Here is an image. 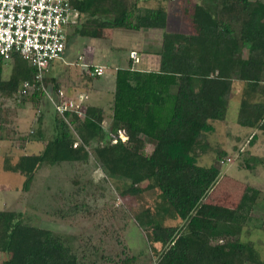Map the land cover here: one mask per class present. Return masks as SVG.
Segmentation results:
<instances>
[{
    "label": "trees",
    "instance_id": "1",
    "mask_svg": "<svg viewBox=\"0 0 264 264\" xmlns=\"http://www.w3.org/2000/svg\"><path fill=\"white\" fill-rule=\"evenodd\" d=\"M139 1L70 0L79 13L73 35L96 38L98 31L115 28L165 30L168 0H155L152 8ZM182 13L191 32L174 33L162 41L156 69L137 68L131 58L126 67L116 69L108 129L102 126L103 109L86 102L82 118L65 116L80 136L77 146L70 126L55 114V135L42 151L21 155L15 163L5 159L3 168L19 173L24 178L22 191L27 192L42 165L86 162L87 144L96 137L105 138L108 142L96 146L94 156L109 179L122 183L120 197L141 195L144 182L158 191L154 208L133 217L158 256L156 264H264L254 243L240 237L259 192L245 188L232 205L206 200L218 182L217 164L225 156L209 145L206 135L214 132L215 122L225 121L234 81L242 84L237 125L264 133V3L185 0ZM4 64H12L7 80L2 79ZM47 73L43 84L48 87ZM34 75L35 70L20 56L11 63L0 59V96L17 97L20 85L32 82ZM53 89L60 91L54 83ZM22 99L38 107L46 98L34 90ZM6 125L0 108V141L7 139ZM119 133L126 140L111 143ZM256 138L254 134L249 143ZM147 141L152 144L149 154L144 151ZM209 152L216 153V162L209 167L198 165V158ZM259 161L251 156L245 167L251 169ZM22 218L21 212L0 211L2 264L87 263L85 250L76 252L60 235ZM176 218L181 225L163 224ZM258 229L264 231V223ZM101 258L116 264L137 261L126 246L118 254Z\"/></svg>",
    "mask_w": 264,
    "mask_h": 264
},
{
    "label": "rangeland",
    "instance_id": "2",
    "mask_svg": "<svg viewBox=\"0 0 264 264\" xmlns=\"http://www.w3.org/2000/svg\"><path fill=\"white\" fill-rule=\"evenodd\" d=\"M155 5V0H148L142 6L152 8ZM184 5L185 0L165 2V30L130 31L115 28L100 30L96 38H87L73 35L71 28L62 58L55 61L47 73L50 90L54 91V83L65 97L86 95L88 105L103 109L102 126L108 129L116 69L128 65L131 52H135L140 59L135 67L156 69L162 41H167L174 33L191 32L189 23L183 17ZM93 65L103 66L105 74L89 79L92 76L88 72ZM11 67L12 64L2 66L3 80L8 79ZM239 83L233 82L225 121L215 122L214 132L206 135L212 148L232 160L231 163L217 164L220 179L206 200L219 199L224 200L225 205H232L245 188L259 192L257 204L240 237L242 241L253 242L264 259V231L258 229L259 224L264 223V161L251 169L245 167L249 157L264 154V137L236 123L237 95L242 89ZM0 108L8 122L7 139L0 141V211L21 212L24 222L60 235L78 253L85 250L86 264H116L102 260L101 255L118 254L124 246L136 256L135 264H156L158 256L133 217L142 210L154 208L159 201L158 191L149 189L148 183L144 182L141 186L145 189L141 195L122 199L119 195L122 183L107 177L93 152L96 146L108 141L96 137L87 144L89 157L86 162L42 165L35 173L29 191L24 192L21 188L24 178L19 173L5 171V159L15 163L23 154L42 151L43 145L55 135L56 116L46 99H41L38 107H35L30 100L15 95L0 96ZM70 131L74 143H80V136L73 125ZM253 134L257 138L250 144ZM151 149L152 144L145 142V153L149 154ZM200 158L199 165L210 166L216 162V153L210 152ZM75 207L77 210L71 211ZM181 223L177 218L163 221L166 226H179ZM4 258L0 253V264Z\"/></svg>",
    "mask_w": 264,
    "mask_h": 264
},
{
    "label": "built area",
    "instance_id": "3",
    "mask_svg": "<svg viewBox=\"0 0 264 264\" xmlns=\"http://www.w3.org/2000/svg\"><path fill=\"white\" fill-rule=\"evenodd\" d=\"M79 13L72 8L70 0H0V59L11 63L14 56H20L29 67L35 70L32 82L24 81L18 88L17 98H23L34 90L44 93L55 114L62 117L70 126L66 114L78 118L84 116L87 96L65 97L63 91H51L43 84V76L53 63L60 60L65 52L69 30L78 23ZM130 58L139 62L135 52ZM90 76L101 77L104 67L92 66ZM126 140L123 133L112 136ZM78 143H74L77 146ZM227 158L220 164L229 163Z\"/></svg>",
    "mask_w": 264,
    "mask_h": 264
},
{
    "label": "crops",
    "instance_id": "4",
    "mask_svg": "<svg viewBox=\"0 0 264 264\" xmlns=\"http://www.w3.org/2000/svg\"><path fill=\"white\" fill-rule=\"evenodd\" d=\"M146 1H148V0H140L139 1V5H143V3H145ZM249 1H251V2H255V1H259V2H261V3H264V0H249ZM143 2V3H142ZM141 5V6H142ZM139 62H140V59H139ZM93 66H101V65H93ZM101 67H103V66H101ZM144 68H146V67H144ZM105 70V69H104ZM105 74V73H104ZM115 74V73H114ZM240 84V87H242L241 85V83H239ZM234 86H232V88H233ZM237 97H238V100H237V103H236V105L238 106V104H239V97H240V93L237 95ZM237 109H238V107H237ZM238 112V111H237ZM224 122V121H223ZM219 123H222V122H219ZM247 129H250V128H247ZM251 131H254V133H255V131L256 132H258L259 134H258V136L259 137H264V133H262V132H260V131H258V130H255V129H250ZM254 135V134H253ZM252 135V136H253ZM207 154H210V152L209 153H207ZM207 154H204V155H207ZM24 155V154H23ZM252 157H256V158H258L260 161H259V164H261V163H263V161H264V154L262 155V156H255V155H252ZM203 158V157H202ZM227 158H229V157H226V156H224L223 157V159L221 160V161H225ZM230 159V158H229ZM200 160H201V158L200 159H198L197 160V163H199L200 162ZM231 160V159H230ZM231 162H232V160H231ZM231 162H229V163H231ZM199 165V164H198ZM211 165H212V163H211ZM210 165V166H211ZM200 166H203V165H200ZM205 167H209V166H205ZM220 176V175H219ZM220 178H218V180H219ZM155 248H157V247H159V245H155L154 246Z\"/></svg>",
    "mask_w": 264,
    "mask_h": 264
}]
</instances>
